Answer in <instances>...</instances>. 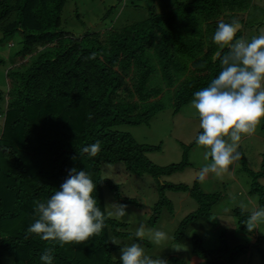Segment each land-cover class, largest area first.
Here are the masks:
<instances>
[{
  "label": "trees",
  "instance_id": "16d2710c",
  "mask_svg": "<svg viewBox=\"0 0 264 264\" xmlns=\"http://www.w3.org/2000/svg\"><path fill=\"white\" fill-rule=\"evenodd\" d=\"M251 1H178L165 11L152 9L146 19L120 29L75 35L60 28L67 0H0V43L11 45L12 39L20 38L18 65L7 71L8 90H0V264L8 251L15 264H43L40 256L48 247L53 264H122L112 258L118 249L113 237H137L127 229L128 223L107 214L104 188L122 196L119 185L104 174L106 163L123 165L131 174L148 173L158 181L160 197L152 223L164 206L173 210L166 188L189 192L197 201V209L180 221L175 241L203 227L201 220L209 219L219 196L204 192L197 180L187 185L162 179L185 169L187 152L179 163L158 166L147 153L160 145L141 143L129 131L113 126L148 124L165 106V94L172 95L177 109L192 101L194 93L221 70L214 59L221 49L212 39L218 23L239 20L245 26ZM242 30L237 39L243 38ZM97 141L101 150L96 157H80V149ZM73 167L88 171L96 183L93 195L105 213L101 234L63 247L35 234L26 239V230L36 219L34 203L49 199ZM244 169L253 176L251 192L264 207V186L258 182L264 168ZM234 213L238 229L254 235L258 243L261 237L242 223L247 213L241 215L240 208ZM192 243L193 251L204 259L199 264H231L249 248L230 245L225 232L217 248H205L197 233ZM171 259L188 264L178 256Z\"/></svg>",
  "mask_w": 264,
  "mask_h": 264
},
{
  "label": "rangeland",
  "instance_id": "374dc122",
  "mask_svg": "<svg viewBox=\"0 0 264 264\" xmlns=\"http://www.w3.org/2000/svg\"><path fill=\"white\" fill-rule=\"evenodd\" d=\"M178 1L188 0H67L62 14L60 28L75 35L86 32L110 30L111 27L120 29L125 25L139 22L149 16L150 10L165 11L175 6ZM264 30V0H252L241 31L244 39L259 35ZM0 32V37H1ZM13 44L0 43V90L6 92L9 87L7 71L18 64L17 51L20 49V38L12 39ZM166 101L150 122L132 124L121 122L113 126L114 129L129 131L141 143L160 145L159 150L147 153L149 159L158 166H168L183 160L185 153L189 164L183 171L165 175L163 180L169 183H183L198 185L206 193L219 196L213 205L209 219L201 220L203 227L190 231L189 236L180 242L175 241V234L180 221L190 212L197 209V201L185 191H176L166 188L165 195L172 201L173 210L164 206L156 223L150 221L155 202L159 199L158 181L148 173L131 174L123 165L114 166L104 164V174L119 185L121 198H117L110 187H105V206L107 214L112 218L129 224L127 228L135 234L143 225L145 228V242L128 236L113 237L118 244L112 258L120 260L121 248L132 243H140L145 254L152 258H160L165 264H174L171 257L178 256L188 264H199L204 259L193 251L192 235L199 234L203 246L214 249L220 246L221 235L226 233L230 245L242 244L249 246L239 253L231 264H264V223L255 230V235L261 237L257 243L255 236L238 229L235 208L243 204L249 211L259 208V196L251 192L253 176L244 169L249 167L254 172L264 168V120L257 126L251 136H244L240 141L239 151L241 159L229 170L220 175L210 174L204 181L197 178L202 166L210 162L205 160V149L198 147L195 139L202 132L199 127V118L191 101L177 109L172 95L165 94ZM1 124V122H0ZM1 128V125H0ZM105 169L106 172H105ZM258 182L264 186V174L258 176ZM123 198L134 200V203L123 202ZM138 203V204H135ZM121 205L126 206L124 216L117 215ZM153 230L166 233L167 239L159 246L151 243L147 236ZM149 242V243H148ZM179 247V249H177ZM3 264H15L12 251L2 256Z\"/></svg>",
  "mask_w": 264,
  "mask_h": 264
},
{
  "label": "clouds",
  "instance_id": "9594fccd",
  "mask_svg": "<svg viewBox=\"0 0 264 264\" xmlns=\"http://www.w3.org/2000/svg\"><path fill=\"white\" fill-rule=\"evenodd\" d=\"M242 27L239 20L218 23L212 39L221 49L215 57L221 70L207 87L194 93L191 101L202 129L195 143L205 149V160L210 158L198 172L200 182L210 174L228 171L239 161L242 156L238 150L240 141L244 136L253 135L264 120V30L250 40L237 39L236 34ZM225 48L227 51H223ZM89 58L94 59V54ZM100 150L97 141L80 149L79 155L96 157ZM95 191L96 183L88 171L69 169L67 178L49 199L34 203L36 219L27 228L25 238L35 234L63 247L73 242L85 243L94 235H100L105 226V213L97 206ZM240 212L241 215L247 213L242 223L249 232L264 223V207L249 211L242 204ZM125 214L126 206L121 205L117 215ZM134 235L143 241L146 237L144 226L141 225ZM147 239L159 246L167 235L153 230ZM120 251L122 264H165L160 258L146 255L138 242L125 245ZM40 260L43 264H53L51 247L43 251Z\"/></svg>",
  "mask_w": 264,
  "mask_h": 264
},
{
  "label": "water",
  "instance_id": "95a60500",
  "mask_svg": "<svg viewBox=\"0 0 264 264\" xmlns=\"http://www.w3.org/2000/svg\"><path fill=\"white\" fill-rule=\"evenodd\" d=\"M242 26H243V25H242ZM243 27H244V26H243ZM243 27H242V29H243ZM242 29H241V30H242ZM237 33H238V32H237ZM217 54H218V52L214 55V59H215V57H216Z\"/></svg>",
  "mask_w": 264,
  "mask_h": 264
},
{
  "label": "crops",
  "instance_id": "0c3cea01",
  "mask_svg": "<svg viewBox=\"0 0 264 264\" xmlns=\"http://www.w3.org/2000/svg\"><path fill=\"white\" fill-rule=\"evenodd\" d=\"M244 28V27H243Z\"/></svg>",
  "mask_w": 264,
  "mask_h": 264
}]
</instances>
